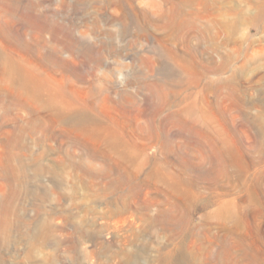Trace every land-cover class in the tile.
Returning <instances> with one entry per match:
<instances>
[{"label":"rangeland","instance_id":"374dc122","mask_svg":"<svg viewBox=\"0 0 264 264\" xmlns=\"http://www.w3.org/2000/svg\"><path fill=\"white\" fill-rule=\"evenodd\" d=\"M0 264H264V0H0Z\"/></svg>","mask_w":264,"mask_h":264},{"label":"bare ground","instance_id":"6f19581e","mask_svg":"<svg viewBox=\"0 0 264 264\" xmlns=\"http://www.w3.org/2000/svg\"><path fill=\"white\" fill-rule=\"evenodd\" d=\"M16 71L19 72V74H21L20 76L23 78L25 85H29L32 88H35L36 83H35V78H33V76L29 75V70L27 68H25L24 66L17 64L16 65ZM28 73V74H27Z\"/></svg>","mask_w":264,"mask_h":264}]
</instances>
